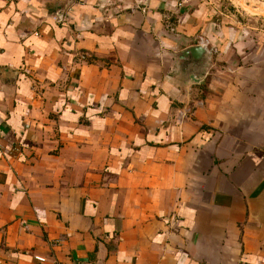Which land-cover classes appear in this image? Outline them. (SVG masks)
Returning a JSON list of instances; mask_svg holds the SVG:
<instances>
[{
	"label": "crops",
	"instance_id": "crops-1",
	"mask_svg": "<svg viewBox=\"0 0 264 264\" xmlns=\"http://www.w3.org/2000/svg\"><path fill=\"white\" fill-rule=\"evenodd\" d=\"M209 13L0 0V264H264V39Z\"/></svg>",
	"mask_w": 264,
	"mask_h": 264
},
{
	"label": "rangeland",
	"instance_id": "rangeland-1",
	"mask_svg": "<svg viewBox=\"0 0 264 264\" xmlns=\"http://www.w3.org/2000/svg\"><path fill=\"white\" fill-rule=\"evenodd\" d=\"M230 24H241L255 40L264 39V0H204ZM220 12V13H218Z\"/></svg>",
	"mask_w": 264,
	"mask_h": 264
},
{
	"label": "water",
	"instance_id": "water-1",
	"mask_svg": "<svg viewBox=\"0 0 264 264\" xmlns=\"http://www.w3.org/2000/svg\"><path fill=\"white\" fill-rule=\"evenodd\" d=\"M212 55L203 45L190 47L178 56L181 62H187L191 65L190 79L200 83L202 81L201 74L205 71L210 62Z\"/></svg>",
	"mask_w": 264,
	"mask_h": 264
},
{
	"label": "trees",
	"instance_id": "trees-1",
	"mask_svg": "<svg viewBox=\"0 0 264 264\" xmlns=\"http://www.w3.org/2000/svg\"><path fill=\"white\" fill-rule=\"evenodd\" d=\"M200 9H202L203 8V10H201L202 11V14L204 13V10H207L208 11V8L207 7H204V6H202V5H200V7H199ZM199 10V9H198ZM209 14H211V22H214V21H217V20H220L219 19V17H217L215 14H213V13H209ZM208 16V15H207ZM210 19V18H209ZM229 24H230V22H229ZM230 25H233L232 23L230 24Z\"/></svg>",
	"mask_w": 264,
	"mask_h": 264
}]
</instances>
